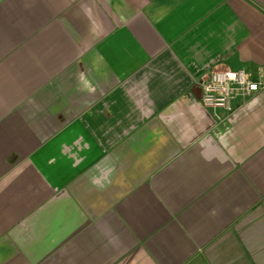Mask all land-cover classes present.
Instances as JSON below:
<instances>
[{
	"label": "crops",
	"instance_id": "obj_1",
	"mask_svg": "<svg viewBox=\"0 0 264 264\" xmlns=\"http://www.w3.org/2000/svg\"><path fill=\"white\" fill-rule=\"evenodd\" d=\"M259 67L264 0H0V264H264Z\"/></svg>",
	"mask_w": 264,
	"mask_h": 264
},
{
	"label": "built area",
	"instance_id": "obj_2",
	"mask_svg": "<svg viewBox=\"0 0 264 264\" xmlns=\"http://www.w3.org/2000/svg\"><path fill=\"white\" fill-rule=\"evenodd\" d=\"M201 103L211 109L230 111L233 101L264 87V67L256 70H212L198 80Z\"/></svg>",
	"mask_w": 264,
	"mask_h": 264
},
{
	"label": "clouds",
	"instance_id": "obj_3",
	"mask_svg": "<svg viewBox=\"0 0 264 264\" xmlns=\"http://www.w3.org/2000/svg\"><path fill=\"white\" fill-rule=\"evenodd\" d=\"M81 79H83V75L81 74ZM84 88L88 91H94V88L91 87L90 83L85 81ZM83 90V89H82Z\"/></svg>",
	"mask_w": 264,
	"mask_h": 264
}]
</instances>
